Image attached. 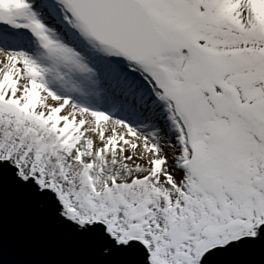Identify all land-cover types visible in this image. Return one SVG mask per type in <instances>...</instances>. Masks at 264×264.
<instances>
[{
  "label": "snow or ice",
  "instance_id": "1",
  "mask_svg": "<svg viewBox=\"0 0 264 264\" xmlns=\"http://www.w3.org/2000/svg\"><path fill=\"white\" fill-rule=\"evenodd\" d=\"M264 264V0H0V264Z\"/></svg>",
  "mask_w": 264,
  "mask_h": 264
},
{
  "label": "water",
  "instance_id": "2",
  "mask_svg": "<svg viewBox=\"0 0 264 264\" xmlns=\"http://www.w3.org/2000/svg\"><path fill=\"white\" fill-rule=\"evenodd\" d=\"M50 258V256L41 252L25 251L15 240L10 230L9 222L6 220L4 260L7 264H16L18 261H39Z\"/></svg>",
  "mask_w": 264,
  "mask_h": 264
}]
</instances>
